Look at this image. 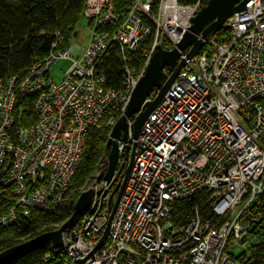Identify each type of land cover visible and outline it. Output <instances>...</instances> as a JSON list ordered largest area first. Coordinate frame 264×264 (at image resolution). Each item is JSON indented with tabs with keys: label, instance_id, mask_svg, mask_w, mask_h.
Returning <instances> with one entry per match:
<instances>
[{
	"label": "built area",
	"instance_id": "2783aa9c",
	"mask_svg": "<svg viewBox=\"0 0 264 264\" xmlns=\"http://www.w3.org/2000/svg\"><path fill=\"white\" fill-rule=\"evenodd\" d=\"M204 4L132 0L118 9L115 0H85L81 20L91 27L84 51L77 42L66 46L57 32L50 52L24 76L0 78V171L10 162L0 224L11 226L30 209L54 212L94 189L90 206L64 231L63 245L48 242L43 264H247L233 248L245 245L249 234L264 242V0H249L193 57L183 51L186 63L137 137L129 119L112 184L104 180L106 155L74 186L89 132L108 143L153 49L175 47ZM150 38L144 65L132 66L131 53ZM112 44L123 60L119 87L107 85L102 67ZM61 58L71 64L57 83L51 68ZM19 96L33 98L36 117L27 125H15ZM132 150L108 237L96 248ZM197 194L213 217H203L197 204L177 223L173 204Z\"/></svg>",
	"mask_w": 264,
	"mask_h": 264
},
{
	"label": "trees",
	"instance_id": "16d2710c",
	"mask_svg": "<svg viewBox=\"0 0 264 264\" xmlns=\"http://www.w3.org/2000/svg\"><path fill=\"white\" fill-rule=\"evenodd\" d=\"M196 0H180L182 3H193ZM208 0H204L206 3ZM117 8H127L132 0H115ZM85 0H0V78L8 79L12 75L24 76L37 58L46 56L55 41L54 34L64 36L65 45L73 42L75 32L82 18ZM222 30L219 29L217 33ZM151 38L140 45L136 52L131 53L132 66L144 65V53L150 48ZM102 67L107 77V85L119 87L123 80V60L117 44H112L106 53ZM33 98L17 97L15 104V125H27L35 119L32 109ZM110 144L106 137L96 130L87 136L85 152L79 170L74 178V186H81L93 175L109 155ZM9 158L0 171V213L4 212L9 203L10 190L2 184L7 174ZM117 194V192H116ZM201 194L177 200L172 206V218L181 223L185 221L199 204L203 217H213L206 200ZM74 211V203L65 204L54 212L30 209L21 213L19 220L8 227L0 224V252L30 240L40 233L57 229ZM256 226L254 227V229ZM253 229V230H254ZM48 242L31 244L5 264H43ZM239 258L247 264H264V242L259 241Z\"/></svg>",
	"mask_w": 264,
	"mask_h": 264
},
{
	"label": "water",
	"instance_id": "95a60500",
	"mask_svg": "<svg viewBox=\"0 0 264 264\" xmlns=\"http://www.w3.org/2000/svg\"><path fill=\"white\" fill-rule=\"evenodd\" d=\"M249 0H208L200 10L192 17V24L184 32L181 40L172 49H165L157 45L147 62L146 71L138 80L125 112L118 118L110 133V152L108 155V166L104 174V180L112 184L115 180L114 174L119 160V140H128L129 119H132L131 129L134 137H137L150 114L162 101L172 83L176 79L181 67L186 63L182 57L183 51L188 49L187 58L196 55L204 44V39L217 32L234 13L245 9ZM77 32H75L76 36ZM168 68L169 73L165 70ZM158 93L154 99H149L154 89ZM131 147L127 145L126 154L129 158ZM134 157V150L131 152V159L128 167L124 170L125 177L114 201L111 213L106 222L104 232L96 246L101 247L108 237L111 220L118 205L123 186L131 169ZM94 189L89 188L83 191L74 204L72 215L63 222L57 229L40 233L30 240L11 246L0 252V264H5L25 247L39 242L52 241L55 246H62L64 243V231L73 218L82 210H86L93 199Z\"/></svg>",
	"mask_w": 264,
	"mask_h": 264
},
{
	"label": "rangeland",
	"instance_id": "374dc122",
	"mask_svg": "<svg viewBox=\"0 0 264 264\" xmlns=\"http://www.w3.org/2000/svg\"><path fill=\"white\" fill-rule=\"evenodd\" d=\"M90 27H91L90 21L86 18L82 19L78 25V35L74 36L73 38V43L77 42L80 46H82L83 51L85 50L89 42ZM70 64H71L70 59L61 58L52 66L51 76L55 82L59 83L61 81L64 71L70 66ZM263 228H264V223H263ZM254 236H255L254 234H249L245 242V245L235 246L233 248V252L236 255H239L244 250L250 249L252 245L257 244V242L260 239V236L257 235L255 237Z\"/></svg>",
	"mask_w": 264,
	"mask_h": 264
},
{
	"label": "crops",
	"instance_id": "0c3cea01",
	"mask_svg": "<svg viewBox=\"0 0 264 264\" xmlns=\"http://www.w3.org/2000/svg\"><path fill=\"white\" fill-rule=\"evenodd\" d=\"M76 35H78V33Z\"/></svg>",
	"mask_w": 264,
	"mask_h": 264
}]
</instances>
